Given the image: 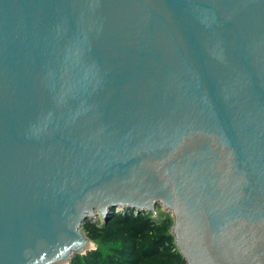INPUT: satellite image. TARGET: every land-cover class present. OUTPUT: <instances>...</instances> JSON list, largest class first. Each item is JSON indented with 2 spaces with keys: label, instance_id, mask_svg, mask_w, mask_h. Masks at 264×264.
Instances as JSON below:
<instances>
[{
  "label": "water",
  "instance_id": "water-1",
  "mask_svg": "<svg viewBox=\"0 0 264 264\" xmlns=\"http://www.w3.org/2000/svg\"><path fill=\"white\" fill-rule=\"evenodd\" d=\"M158 205L184 264H264V0H0V264Z\"/></svg>",
  "mask_w": 264,
  "mask_h": 264
},
{
  "label": "rangeland",
  "instance_id": "rangeland-1",
  "mask_svg": "<svg viewBox=\"0 0 264 264\" xmlns=\"http://www.w3.org/2000/svg\"><path fill=\"white\" fill-rule=\"evenodd\" d=\"M156 210L157 212L155 214L151 212H141V214L139 215L135 212H126L125 214L130 215V217H128L130 218V220H125L122 224L130 225L131 228L129 230H125L124 232L117 233L116 237H113L112 235H108V237H106V241L101 244L103 248V257L105 258L107 255L106 253H108V248L110 245L109 243H114L116 246H118L120 255H124L125 257L126 255H128V249H132V247H135V251L138 252L145 245H154V241L156 240V243H158L159 240L158 248L161 253H166L169 251L175 252L176 247L173 243L170 226L172 223V216L170 212L162 209L160 205L156 207ZM122 214L123 213H120V211L116 212L113 214L114 216L108 218L106 222H103L102 217L98 215L96 217H92L89 220H86L82 224L81 228H83V232L94 242L93 245L95 246V248H93L92 250L96 249L98 246V240L94 237V235H106L102 226L108 223V221H110L111 219L117 220L118 225H122L121 222L123 220V217H119L122 216ZM133 215L137 216L138 218L136 222H132L131 220V218H133ZM144 218L145 221L141 224V221ZM121 246H124V248H121ZM106 260L108 259L105 258L104 261Z\"/></svg>",
  "mask_w": 264,
  "mask_h": 264
},
{
  "label": "trees",
  "instance_id": "trees-1",
  "mask_svg": "<svg viewBox=\"0 0 264 264\" xmlns=\"http://www.w3.org/2000/svg\"><path fill=\"white\" fill-rule=\"evenodd\" d=\"M135 215H133V218H131L132 222H136L138 220L137 216ZM113 216L114 215H112L111 217ZM119 217H123L121 224L124 223L125 220H130V218H128L130 217V215L128 214H122V216ZM144 221L145 218L141 221V224ZM102 228L104 229V233H106V235H94V237L98 240L97 248L87 252L84 255L76 253L70 261V264H184L185 262L178 252L176 246L175 252L169 251L166 253H161L158 248L159 240L158 243H156L157 240L154 241V245L149 246L148 244L143 246L138 252L135 251V247H132V249H128V255H126V257L124 255H120L118 246H116L114 243H109L110 245L108 248V253H106L107 255L105 257L108 260L104 261L105 258L103 257V248L101 244L106 241V237H108V235L116 237L117 233L129 230L131 227L130 225L126 224L118 225L117 220L111 219L110 221H108V223L102 226ZM121 248H124V246H121Z\"/></svg>",
  "mask_w": 264,
  "mask_h": 264
},
{
  "label": "bare ground",
  "instance_id": "bare-ground-1",
  "mask_svg": "<svg viewBox=\"0 0 264 264\" xmlns=\"http://www.w3.org/2000/svg\"><path fill=\"white\" fill-rule=\"evenodd\" d=\"M119 212V211H118Z\"/></svg>",
  "mask_w": 264,
  "mask_h": 264
}]
</instances>
